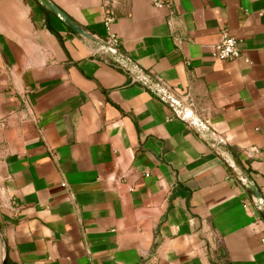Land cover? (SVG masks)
Instances as JSON below:
<instances>
[{"label": "crops", "instance_id": "1", "mask_svg": "<svg viewBox=\"0 0 264 264\" xmlns=\"http://www.w3.org/2000/svg\"><path fill=\"white\" fill-rule=\"evenodd\" d=\"M52 1L137 69L0 0V264H264V0Z\"/></svg>", "mask_w": 264, "mask_h": 264}, {"label": "water", "instance_id": "2", "mask_svg": "<svg viewBox=\"0 0 264 264\" xmlns=\"http://www.w3.org/2000/svg\"><path fill=\"white\" fill-rule=\"evenodd\" d=\"M42 7H44L48 12L57 17L60 21H62L70 30L74 31L77 34L82 35L88 40L93 41L97 44L102 50H109L113 54H115L116 59L123 65H131L132 67L137 69V66L133 62H129L124 56H121L114 48L106 47L104 41L99 40L95 36L91 35L88 31H86L82 26H80L77 22H75L64 10H62L59 6H57L52 0H36ZM153 89L155 91L160 90L158 86H154ZM164 96L172 103L175 108V111L181 115L184 120L191 122L192 124H196L198 126H203L202 122L193 116V113L189 110H185L182 108L181 103L173 98L169 92H164ZM224 148L225 146L222 145ZM228 150L227 148H225ZM230 153V152H229ZM233 157V155H232ZM247 190L253 194L255 199L259 201V213L261 218L264 221V196L257 188L255 184L250 181V178L247 177V182L245 183ZM4 264V262H3Z\"/></svg>", "mask_w": 264, "mask_h": 264}, {"label": "built area", "instance_id": "3", "mask_svg": "<svg viewBox=\"0 0 264 264\" xmlns=\"http://www.w3.org/2000/svg\"><path fill=\"white\" fill-rule=\"evenodd\" d=\"M155 6H162L165 4L163 0H152ZM114 19V13L112 9L105 5L104 9V24L108 29L107 37H106V47H116L119 43V39L117 36L110 31V24ZM220 38L214 44H212L210 49V54L213 58L219 60H227L234 59L239 56V49L237 45V38L231 35L226 29L220 30ZM138 79L147 81V76L143 74H139ZM152 86V85H151ZM153 87V86H152ZM159 87V86H158ZM228 164H231L230 159H226ZM63 186L65 184H62ZM254 205L256 209H259V201L254 199ZM264 240V239H263Z\"/></svg>", "mask_w": 264, "mask_h": 264}, {"label": "trees", "instance_id": "4", "mask_svg": "<svg viewBox=\"0 0 264 264\" xmlns=\"http://www.w3.org/2000/svg\"><path fill=\"white\" fill-rule=\"evenodd\" d=\"M37 3V2H36ZM37 5L46 13V14H48L49 12L48 11H46L42 6H40L38 3H37ZM139 74H143V75H146L147 76V81H144V82H146V86H153V84L154 83H156L155 81L156 80H154V81H152L151 80V77L149 76L150 74H149V72H147V71H140V72H138ZM138 80H140V79H138ZM140 81H142V80H140ZM150 88V87H149Z\"/></svg>", "mask_w": 264, "mask_h": 264}]
</instances>
